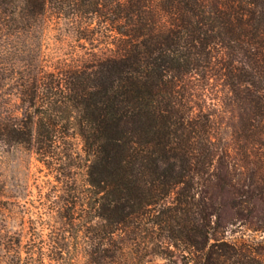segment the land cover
Segmentation results:
<instances>
[{
    "label": "trees",
    "instance_id": "obj_1",
    "mask_svg": "<svg viewBox=\"0 0 264 264\" xmlns=\"http://www.w3.org/2000/svg\"><path fill=\"white\" fill-rule=\"evenodd\" d=\"M48 6L117 35L91 64L14 70L24 108L0 111V143L56 168L71 131L85 178L68 176L28 224L0 226V264H260L219 233L264 231V0H0V15L25 30ZM216 104L236 117L235 154Z\"/></svg>",
    "mask_w": 264,
    "mask_h": 264
},
{
    "label": "rangeland",
    "instance_id": "obj_2",
    "mask_svg": "<svg viewBox=\"0 0 264 264\" xmlns=\"http://www.w3.org/2000/svg\"><path fill=\"white\" fill-rule=\"evenodd\" d=\"M9 18L0 15V111L7 110L18 116L24 107L14 87V76L18 75L14 70L23 68L27 62L39 73L56 70L55 66L73 65L79 60L91 64L110 52V34L117 35L109 31L108 22L99 16L76 18L72 14L54 12L51 6L33 27L25 30L13 29ZM211 108L217 137L235 154L232 123L236 117L219 104ZM65 146L72 157L61 158L63 152L58 150V158L50 160L55 161L54 168L40 159L34 147L0 143V226L15 229L23 221L28 224V216L36 218L44 214L60 199L68 176L73 182L69 181L67 187L84 184L80 138L70 131ZM68 163L72 164L71 174L64 175L62 172L68 170ZM221 232L231 243L249 244L256 250L260 264H264V231L233 223L227 224L219 234Z\"/></svg>",
    "mask_w": 264,
    "mask_h": 264
}]
</instances>
